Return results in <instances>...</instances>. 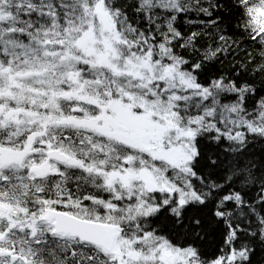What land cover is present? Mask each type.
I'll return each instance as SVG.
<instances>
[{
  "label": "snow or ice",
  "instance_id": "snow-or-ice-1",
  "mask_svg": "<svg viewBox=\"0 0 264 264\" xmlns=\"http://www.w3.org/2000/svg\"><path fill=\"white\" fill-rule=\"evenodd\" d=\"M0 264H264V0H0Z\"/></svg>",
  "mask_w": 264,
  "mask_h": 264
}]
</instances>
